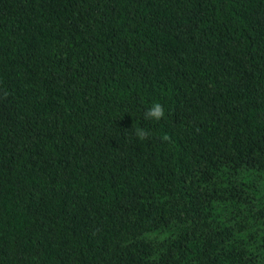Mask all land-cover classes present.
<instances>
[{
  "label": "trees",
  "instance_id": "trees-1",
  "mask_svg": "<svg viewBox=\"0 0 264 264\" xmlns=\"http://www.w3.org/2000/svg\"><path fill=\"white\" fill-rule=\"evenodd\" d=\"M0 264H264V0H0Z\"/></svg>",
  "mask_w": 264,
  "mask_h": 264
},
{
  "label": "clouds",
  "instance_id": "clouds-1",
  "mask_svg": "<svg viewBox=\"0 0 264 264\" xmlns=\"http://www.w3.org/2000/svg\"><path fill=\"white\" fill-rule=\"evenodd\" d=\"M7 95V93H5ZM165 116V108L159 102H154L145 112H144V119L146 120H155L159 121L161 118ZM134 136L138 140H145L150 137V133L148 130L137 127L133 129ZM164 139H167L165 137Z\"/></svg>",
  "mask_w": 264,
  "mask_h": 264
}]
</instances>
